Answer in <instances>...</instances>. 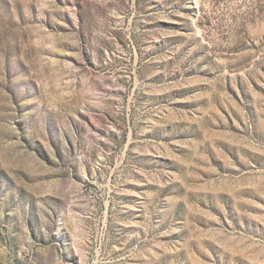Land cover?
Segmentation results:
<instances>
[{"label": "rangeland", "instance_id": "obj_1", "mask_svg": "<svg viewBox=\"0 0 264 264\" xmlns=\"http://www.w3.org/2000/svg\"><path fill=\"white\" fill-rule=\"evenodd\" d=\"M0 264H264V0H0Z\"/></svg>", "mask_w": 264, "mask_h": 264}]
</instances>
